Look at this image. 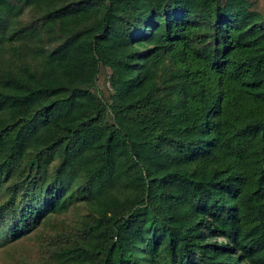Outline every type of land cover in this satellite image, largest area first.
<instances>
[{"label": "trees", "instance_id": "trees-1", "mask_svg": "<svg viewBox=\"0 0 264 264\" xmlns=\"http://www.w3.org/2000/svg\"><path fill=\"white\" fill-rule=\"evenodd\" d=\"M49 228L21 264H264V0H0V246Z\"/></svg>", "mask_w": 264, "mask_h": 264}, {"label": "rangeland", "instance_id": "rangeland-1", "mask_svg": "<svg viewBox=\"0 0 264 264\" xmlns=\"http://www.w3.org/2000/svg\"><path fill=\"white\" fill-rule=\"evenodd\" d=\"M101 88L108 96L110 91L103 82H100ZM62 218L72 221L71 214H64ZM51 228L33 232L27 237L15 242H8L5 246H0V264H21L24 260L29 263H36L44 256L48 232ZM45 239V242L43 241Z\"/></svg>", "mask_w": 264, "mask_h": 264}]
</instances>
